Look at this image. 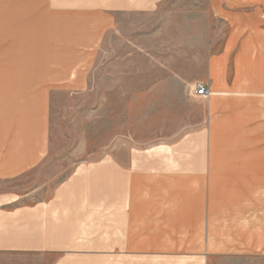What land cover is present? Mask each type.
<instances>
[{
    "label": "crops",
    "instance_id": "crops-1",
    "mask_svg": "<svg viewBox=\"0 0 264 264\" xmlns=\"http://www.w3.org/2000/svg\"><path fill=\"white\" fill-rule=\"evenodd\" d=\"M102 55L103 99L165 145L100 154L16 208L0 196V255L264 264V0H0V183L44 163Z\"/></svg>",
    "mask_w": 264,
    "mask_h": 264
},
{
    "label": "rangeland",
    "instance_id": "rangeland-1",
    "mask_svg": "<svg viewBox=\"0 0 264 264\" xmlns=\"http://www.w3.org/2000/svg\"><path fill=\"white\" fill-rule=\"evenodd\" d=\"M93 88L95 92L89 95L61 101L63 108L56 111L51 150L44 163L21 179L0 183V196L16 199L17 204L13 207L19 206V197L22 196H36V192L38 196L51 195L52 190L66 180L77 165L100 160L101 155L103 160L107 156H114L119 161H126L132 153L163 148L165 142L151 140L156 137L154 133L157 130L164 129L163 126L132 125L127 115L129 111L123 109L125 103L119 101L116 104L115 94L104 95L103 99V55L94 74ZM116 105L121 109L117 110ZM134 113L137 123L142 117H147L148 111L136 110ZM171 160V165H175V160ZM115 240V237L109 238V241ZM74 257L47 256L43 260H30L19 254H5L0 255V264H54L57 259L74 260ZM88 258L116 260L114 254Z\"/></svg>",
    "mask_w": 264,
    "mask_h": 264
},
{
    "label": "built area",
    "instance_id": "built-area-1",
    "mask_svg": "<svg viewBox=\"0 0 264 264\" xmlns=\"http://www.w3.org/2000/svg\"><path fill=\"white\" fill-rule=\"evenodd\" d=\"M208 94H209V89L207 86H205L201 83H198L196 85V95L198 97H206Z\"/></svg>",
    "mask_w": 264,
    "mask_h": 264
}]
</instances>
